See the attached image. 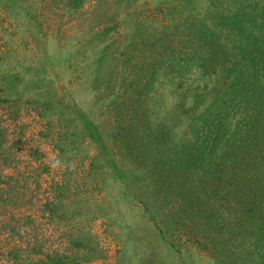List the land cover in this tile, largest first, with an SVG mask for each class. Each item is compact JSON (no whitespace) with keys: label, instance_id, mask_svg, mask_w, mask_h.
Masks as SVG:
<instances>
[{"label":"rangeland","instance_id":"1","mask_svg":"<svg viewBox=\"0 0 264 264\" xmlns=\"http://www.w3.org/2000/svg\"><path fill=\"white\" fill-rule=\"evenodd\" d=\"M260 190L264 0H0V264H264Z\"/></svg>","mask_w":264,"mask_h":264},{"label":"trees","instance_id":"2","mask_svg":"<svg viewBox=\"0 0 264 264\" xmlns=\"http://www.w3.org/2000/svg\"><path fill=\"white\" fill-rule=\"evenodd\" d=\"M238 95L240 96V93ZM246 153H247V155H246V157H247V160H246L247 168L250 169V170L251 169H254L256 171V167H258V166L256 165V162L254 163V159H256L258 157L254 156V154H252L251 152H249V153L246 152ZM249 163H250V165H248ZM182 173H184V172L182 171ZM253 180H254V176H253V174H251V175H249L248 180L247 179H244V183L241 184L239 186V188H238L239 189V192L242 195H244L243 197H246L245 199H248L249 201H250V195H249V193L253 189V186H251V183H252ZM260 192H262L263 195H264V190H260ZM259 208L262 211V205H259Z\"/></svg>","mask_w":264,"mask_h":264}]
</instances>
